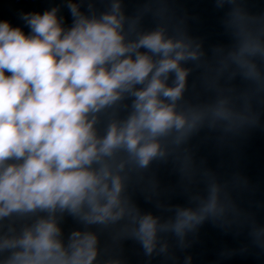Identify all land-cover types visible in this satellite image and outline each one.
Returning a JSON list of instances; mask_svg holds the SVG:
<instances>
[{
  "label": "clouds",
  "instance_id": "clouds-1",
  "mask_svg": "<svg viewBox=\"0 0 264 264\" xmlns=\"http://www.w3.org/2000/svg\"><path fill=\"white\" fill-rule=\"evenodd\" d=\"M84 4L64 0L70 24L59 6L17 10L19 24L0 15V221H24L19 229L0 225V264H98L99 237L91 226L120 221L145 255L158 245L164 253L161 233L183 245L187 233L227 210L215 183L195 206H178L165 221L126 199V165L144 169L163 158L165 138L180 144L206 120L245 117L227 99L178 108L191 71L184 65L203 55L198 44L164 27L138 30L121 0L99 13ZM228 24L234 44L227 60L245 80L260 82L264 34L239 9ZM125 99L131 100L126 117L108 120L100 134V114ZM65 214L82 225L67 237ZM255 235H264V227Z\"/></svg>",
  "mask_w": 264,
  "mask_h": 264
},
{
  "label": "water",
  "instance_id": "water-1",
  "mask_svg": "<svg viewBox=\"0 0 264 264\" xmlns=\"http://www.w3.org/2000/svg\"><path fill=\"white\" fill-rule=\"evenodd\" d=\"M88 3L99 13L109 7L110 0H85V9ZM121 5L125 16L137 21L138 30L164 27L169 35H182L200 46V59L184 65L191 71L178 108H203L227 99L245 119L206 120L180 144L165 138L166 155L147 168L129 164L124 171V196L141 213L168 220L176 207L195 206L197 198L206 196L209 185L215 183L227 209L222 217L206 219L187 233L183 245L171 233H161L159 244H167V252L160 253L158 245L151 256L125 231L127 221L91 226L99 237L98 264L108 260L120 264H264V235L259 239L255 235L257 226L264 227V79L258 83L245 80L227 60L234 44L229 13L234 9L246 12L264 34V0H232L223 6L217 0H121ZM54 6L60 7L70 24L64 0H2L0 15L19 24L17 10L43 12ZM130 105L131 100L125 99L100 114V134L108 120L126 117ZM23 222L4 220L0 225L7 231L9 226L19 229ZM61 227L67 237L82 225L65 214Z\"/></svg>",
  "mask_w": 264,
  "mask_h": 264
}]
</instances>
